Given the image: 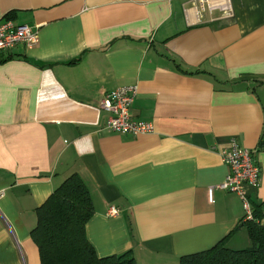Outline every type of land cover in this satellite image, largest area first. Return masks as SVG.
I'll list each match as a JSON object with an SVG mask.
<instances>
[{
  "label": "crops",
  "instance_id": "1",
  "mask_svg": "<svg viewBox=\"0 0 264 264\" xmlns=\"http://www.w3.org/2000/svg\"><path fill=\"white\" fill-rule=\"evenodd\" d=\"M201 4L0 0V20L38 34L0 52V264H39L35 208L73 171L90 190L97 254L176 264L211 246L244 214L236 192L215 186L232 138L259 166L244 190L264 224V0ZM129 83L130 113L149 132L105 127L99 99ZM225 243L249 245L246 229Z\"/></svg>",
  "mask_w": 264,
  "mask_h": 264
},
{
  "label": "trees",
  "instance_id": "2",
  "mask_svg": "<svg viewBox=\"0 0 264 264\" xmlns=\"http://www.w3.org/2000/svg\"><path fill=\"white\" fill-rule=\"evenodd\" d=\"M90 197L86 182L73 171L36 206L37 220L30 238L37 245L39 264H143L134 259L130 250L110 255L96 253L85 228V222L94 213ZM261 214L260 207L254 206L249 219H242L211 246L179 255L176 264H264ZM239 226L246 229L250 243L231 248L225 239Z\"/></svg>",
  "mask_w": 264,
  "mask_h": 264
},
{
  "label": "built area",
  "instance_id": "3",
  "mask_svg": "<svg viewBox=\"0 0 264 264\" xmlns=\"http://www.w3.org/2000/svg\"><path fill=\"white\" fill-rule=\"evenodd\" d=\"M197 1L202 9L201 2L203 0ZM222 8L228 10L227 14H230L226 3L222 4ZM37 35L36 27L28 23H21V21H17L14 18L5 17L0 20V52L12 48L18 42H22L25 45L35 44L38 41ZM135 92L136 85L130 83L117 85L110 90L104 91L98 103L102 109H106L108 112L105 127H109L110 130L116 133H144L152 130L150 121L134 118L130 113L129 107ZM228 142L227 145L222 146L219 150V155L228 167V171L223 176L222 181L215 186L238 194L244 208L242 219L245 220L251 217V207L247 201V193L244 190V186L257 184L259 166H257L250 148L239 145L233 138L229 139ZM109 210L114 212L117 209L111 206Z\"/></svg>",
  "mask_w": 264,
  "mask_h": 264
}]
</instances>
